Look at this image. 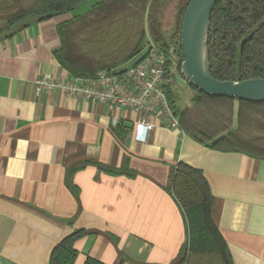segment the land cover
I'll return each mask as SVG.
<instances>
[{
    "label": "crops",
    "instance_id": "0c3cea01",
    "mask_svg": "<svg viewBox=\"0 0 264 264\" xmlns=\"http://www.w3.org/2000/svg\"><path fill=\"white\" fill-rule=\"evenodd\" d=\"M74 16L21 22L0 40V264H49L74 232L73 264H175L188 238L169 192L179 162L202 172L232 264H264V161L159 120L141 142L132 111L35 95L37 77L72 78L52 52L56 27Z\"/></svg>",
    "mask_w": 264,
    "mask_h": 264
},
{
    "label": "trees",
    "instance_id": "16d2710c",
    "mask_svg": "<svg viewBox=\"0 0 264 264\" xmlns=\"http://www.w3.org/2000/svg\"><path fill=\"white\" fill-rule=\"evenodd\" d=\"M86 1L0 0V5L7 2L0 40L11 35L21 22L59 17ZM188 2L98 0L85 15L74 16L56 27L60 46L52 54L72 78L88 79L133 64L150 45H155L165 56L167 81L173 58L179 75L183 57L181 20ZM169 8L176 15L171 32L166 35L161 21ZM213 8L208 30L210 75L218 81L264 79V0H218ZM163 90L178 118L180 131L194 142L217 152L241 153L264 161V103L207 97L194 89L198 94L192 100V108L177 113L167 84ZM170 183L169 192L182 211L188 236L186 250L175 264H232L224 240L211 220L212 198L202 172L179 162L170 173ZM80 235L74 232L59 243L49 264H73L77 257L73 243ZM83 264L102 263L87 258Z\"/></svg>",
    "mask_w": 264,
    "mask_h": 264
},
{
    "label": "built area",
    "instance_id": "2783aa9c",
    "mask_svg": "<svg viewBox=\"0 0 264 264\" xmlns=\"http://www.w3.org/2000/svg\"><path fill=\"white\" fill-rule=\"evenodd\" d=\"M165 70L164 54L155 45H150L138 63L122 72H102L88 79L37 77L35 95L56 91L73 100L132 111L139 118L133 125L135 139L145 142L148 132L153 129V121H162L170 130L179 129L178 118L163 90Z\"/></svg>",
    "mask_w": 264,
    "mask_h": 264
},
{
    "label": "water",
    "instance_id": "95a60500",
    "mask_svg": "<svg viewBox=\"0 0 264 264\" xmlns=\"http://www.w3.org/2000/svg\"><path fill=\"white\" fill-rule=\"evenodd\" d=\"M218 0H189L182 17L180 29V49L182 60L179 75L193 89L207 97H226L229 99L264 103V79H249L246 81H218L210 75L208 48V30L210 14ZM149 47L145 50L146 54ZM133 64L117 70L122 72Z\"/></svg>",
    "mask_w": 264,
    "mask_h": 264
},
{
    "label": "rangeland",
    "instance_id": "374dc122",
    "mask_svg": "<svg viewBox=\"0 0 264 264\" xmlns=\"http://www.w3.org/2000/svg\"><path fill=\"white\" fill-rule=\"evenodd\" d=\"M91 2H94V0ZM88 4L85 3V5L78 6L75 8L72 12L74 15H85L86 9L88 8ZM7 5V2L4 5H0V28H3L4 24L1 20L3 17V13L5 10V7ZM176 11L173 8H169L166 11V14L164 15L163 20L161 23H163V31L165 34H169L171 32V29L174 25V19H175ZM150 39V38H149ZM173 67L171 68V75L169 80L166 81L167 84V90L170 91V101L173 104L174 109L177 113H181L184 110L192 108V100L196 98L197 91L190 88V86L186 83V81L183 79V77L179 76L175 71V59L173 58Z\"/></svg>",
    "mask_w": 264,
    "mask_h": 264
}]
</instances>
